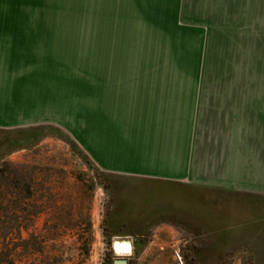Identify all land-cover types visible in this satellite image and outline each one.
I'll return each mask as SVG.
<instances>
[{
	"label": "rangeland",
	"instance_id": "374dc122",
	"mask_svg": "<svg viewBox=\"0 0 264 264\" xmlns=\"http://www.w3.org/2000/svg\"><path fill=\"white\" fill-rule=\"evenodd\" d=\"M197 8L203 26L242 31L250 56L225 67L248 74L264 115V0H0V121H15L0 126V264H112L115 239L128 264H264V197L197 190L195 236L174 190L158 187L153 210L152 189L95 162L99 83L197 68L181 56L197 48Z\"/></svg>",
	"mask_w": 264,
	"mask_h": 264
},
{
	"label": "crops",
	"instance_id": "0c3cea01",
	"mask_svg": "<svg viewBox=\"0 0 264 264\" xmlns=\"http://www.w3.org/2000/svg\"><path fill=\"white\" fill-rule=\"evenodd\" d=\"M202 18L197 14V48L181 55L197 56V68L131 69L120 84L99 83L95 161L100 171L128 177L136 189H152V209L159 203L158 187L174 190L169 194L172 210L193 222L195 236L197 190L264 197L263 107L251 100L248 74L244 82L240 65L225 67V56H250L243 52L248 45L241 30L231 31V50L230 28L203 26L210 21ZM12 123L0 121V126Z\"/></svg>",
	"mask_w": 264,
	"mask_h": 264
},
{
	"label": "bare ground",
	"instance_id": "6f19581e",
	"mask_svg": "<svg viewBox=\"0 0 264 264\" xmlns=\"http://www.w3.org/2000/svg\"><path fill=\"white\" fill-rule=\"evenodd\" d=\"M113 240L112 252L117 257H128L132 254L131 244L127 240Z\"/></svg>",
	"mask_w": 264,
	"mask_h": 264
},
{
	"label": "trees",
	"instance_id": "16d2710c",
	"mask_svg": "<svg viewBox=\"0 0 264 264\" xmlns=\"http://www.w3.org/2000/svg\"><path fill=\"white\" fill-rule=\"evenodd\" d=\"M16 179H18V176H17V175H15V178H13V179L11 180V182H12L13 184H15V185H17V184H16ZM12 190H15V191L18 190L17 186L13 187L12 189H9V191L12 192L11 194H15V192L12 191ZM25 190H26V193H27L28 197H29V198L32 197V192H31V190H30V187L27 186ZM10 197H15V196L10 195ZM18 233H19V231H18ZM2 246H3V244L0 243V257H1V258H2V249H3Z\"/></svg>",
	"mask_w": 264,
	"mask_h": 264
},
{
	"label": "water",
	"instance_id": "95a60500",
	"mask_svg": "<svg viewBox=\"0 0 264 264\" xmlns=\"http://www.w3.org/2000/svg\"><path fill=\"white\" fill-rule=\"evenodd\" d=\"M112 264H128L127 260L123 257H118L113 260Z\"/></svg>",
	"mask_w": 264,
	"mask_h": 264
}]
</instances>
